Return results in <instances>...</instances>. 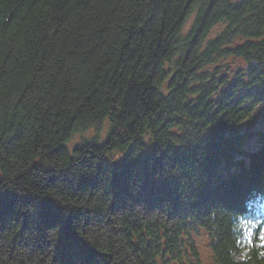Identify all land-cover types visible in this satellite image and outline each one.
Instances as JSON below:
<instances>
[{"label": "trees", "instance_id": "trees-1", "mask_svg": "<svg viewBox=\"0 0 264 264\" xmlns=\"http://www.w3.org/2000/svg\"><path fill=\"white\" fill-rule=\"evenodd\" d=\"M252 102L264 0H0V264H264Z\"/></svg>", "mask_w": 264, "mask_h": 264}, {"label": "bare ground", "instance_id": "bare-ground-1", "mask_svg": "<svg viewBox=\"0 0 264 264\" xmlns=\"http://www.w3.org/2000/svg\"><path fill=\"white\" fill-rule=\"evenodd\" d=\"M226 60H227V58L224 59L223 61H226ZM229 68H230V66H228L226 70H228ZM257 68H259V67H257ZM219 69H223V67L220 66ZM237 79H238V77L228 78V79L224 78V79H221L220 81H217V82L212 81V82H214L215 85L223 84V85H226V88H229V84L233 83ZM262 101H263V98H260L259 102H262ZM246 108L248 109V111L250 112L251 115H253V113L258 109L257 105L254 102L247 103ZM256 114H257L256 115L257 118L264 119V111L263 110L259 109ZM236 120H237L236 118H231V121L236 122ZM93 128L95 129V136H93V137L99 138V136L102 135L101 134L102 128H98V127H93ZM93 128H90V129H93ZM254 129H253V132H251L250 140L247 142V144L244 147L248 153L252 154L251 156L257 155L259 153L264 154V140H258L257 139L258 138V135H257L258 131L254 130ZM87 130H89V129H87ZM73 137L74 136H72V138ZM251 156L245 155V156H243L242 160H240L238 163L235 164L236 171H237L236 173H237L238 177L240 176L239 174H241L244 170H251V168L253 167V161L251 160ZM258 177L259 178L262 177L261 180H264V170L261 171V173H260V175H258ZM260 187H261V184H259V188ZM249 189L250 190L248 191V194H246L245 196H248L249 194L254 193L258 190V188H256V184H254V183L250 186ZM261 230H264V227H262ZM205 246H208V244H206V239L204 237H201L196 241V247L205 248Z\"/></svg>", "mask_w": 264, "mask_h": 264}, {"label": "rangeland", "instance_id": "rangeland-1", "mask_svg": "<svg viewBox=\"0 0 264 264\" xmlns=\"http://www.w3.org/2000/svg\"><path fill=\"white\" fill-rule=\"evenodd\" d=\"M193 19H191V22L189 24V26L192 24ZM218 31H220L219 29H217ZM223 67V69H220V74L219 75H227V76H231V77H236V72L239 70V68H243L245 66V64L243 63V61L241 59H236L234 57H228L226 61H217L216 65L210 66L209 68H207V70L211 71L212 75H215L214 71L219 68V67ZM230 66V68L228 70L227 67ZM259 110V109H258ZM257 110V111H258ZM256 111V112H257ZM255 112V113H256ZM254 113V114H255ZM256 127H263L264 128V119H258V121L256 122ZM112 130V126L109 124V122L104 123L103 127H102V135L98 137H93L95 136V129H89V130H84L82 132H80L79 134H75V136L73 138H71V142L68 145V149L71 151L72 148H74L75 146L81 145L83 142V140H87L89 142L91 141H96V144L99 145H103L105 144V142L109 139V135L111 133ZM125 155L124 154H117V158L118 157H123ZM116 158V159H117ZM206 239V243H207V238ZM210 258V254L209 251L206 249L201 250V260H203L204 263H207L209 261Z\"/></svg>", "mask_w": 264, "mask_h": 264}]
</instances>
